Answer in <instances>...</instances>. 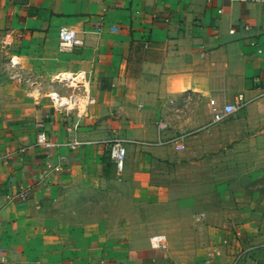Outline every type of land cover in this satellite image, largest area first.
<instances>
[{"label":"crops","instance_id":"obj_1","mask_svg":"<svg viewBox=\"0 0 264 264\" xmlns=\"http://www.w3.org/2000/svg\"><path fill=\"white\" fill-rule=\"evenodd\" d=\"M0 54V264H264V0H0Z\"/></svg>","mask_w":264,"mask_h":264},{"label":"built area","instance_id":"obj_2","mask_svg":"<svg viewBox=\"0 0 264 264\" xmlns=\"http://www.w3.org/2000/svg\"><path fill=\"white\" fill-rule=\"evenodd\" d=\"M219 13L221 11H218ZM111 31L113 28L110 29ZM94 31L99 33L101 31V25L97 23L94 27ZM78 43L75 39V32L66 28H61L58 33V48L60 51H69L72 49L74 44ZM259 53H261V50H258ZM13 64L15 65V60H13ZM14 78L19 79L18 76L14 75ZM60 81L63 83H72L77 86H83L86 89L87 80L84 76L83 72H80L76 75H64L60 78ZM48 99L50 100V103L52 105V108L55 111H61V112H68L72 107H75L78 103V99L74 95H64L59 94L56 92L49 93L47 95ZM261 98H264V92L260 95ZM90 102L92 100H89ZM245 99L243 95H239L235 101L234 104H226L223 105L221 108L217 107V104L214 100L210 101L211 106V116H212V122L217 123L221 120H223L226 117L231 116L236 111H238L240 108H242L245 105ZM75 127H69L68 132H74ZM183 136H179V138H173L166 141V143H171L175 146L176 150H182L183 144L181 142ZM103 144H109V157L115 167L118 171H121L124 167L125 163V157H126V149L124 145L121 142L118 141H108L104 140L101 141ZM37 144L42 145L44 147H54L56 146L53 142L49 141L44 133H39L37 135ZM82 144H90L88 142L83 143L77 140H72L67 142L65 145L75 148L77 146H80ZM24 149L20 150V152H23ZM29 194V188L28 187H20L15 196L14 199L17 200H25ZM150 244L152 248H164L165 247V237L163 235H156L151 237ZM1 250L2 246L0 243V262L3 261L1 257ZM242 254H239L234 262L232 264H237V262L241 259Z\"/></svg>","mask_w":264,"mask_h":264},{"label":"rangeland","instance_id":"obj_3","mask_svg":"<svg viewBox=\"0 0 264 264\" xmlns=\"http://www.w3.org/2000/svg\"><path fill=\"white\" fill-rule=\"evenodd\" d=\"M7 70L9 72H11L12 74H14L15 70H16V64L15 65L13 64V58L12 57L8 58L7 56L0 54V72H2V71L7 72ZM34 97H37V93H34L32 95V98H34Z\"/></svg>","mask_w":264,"mask_h":264}]
</instances>
